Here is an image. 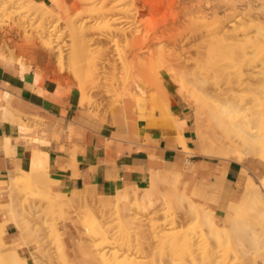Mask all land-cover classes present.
<instances>
[{"label":"bare ground","instance_id":"6f19581e","mask_svg":"<svg viewBox=\"0 0 264 264\" xmlns=\"http://www.w3.org/2000/svg\"><path fill=\"white\" fill-rule=\"evenodd\" d=\"M51 1L58 10L61 8L65 12L59 15L57 19H53L54 12L47 4V1L0 0V11L5 10L6 13V10L13 9V12L17 16L20 15L19 17L16 16L17 19L14 20L13 25H9L10 28L5 27L2 29L0 27V58L19 62L23 65L24 61L18 59L19 56H17L16 52L20 47L18 44H21L19 41H22V44L25 43L24 45L27 46L34 47L39 44L47 49H55L58 52L56 56L59 65L63 69L66 59L63 55L64 51L62 52L57 42L64 35H68L71 43L68 58L66 57L69 63L66 62V65L69 64V70L74 75L73 77L76 78L79 89L83 93L81 105L88 103L94 106L95 100L94 96H91V93L93 91L97 92L98 86L101 87L100 83L97 84V80L99 79L96 80V77H100L98 75V72H100L98 70L100 69L97 67V59L93 56L96 54H93V49L91 50V41L93 42L95 38L92 39V36L90 38L89 35L91 30H98L99 28L94 27V23L91 27L87 24L92 19H95L96 16L100 20L103 18L107 20V18L110 19L113 16L112 20H107V23L102 25L104 29L98 25L100 27L99 31L102 28L101 34L98 36L99 39L102 36L110 37L113 35L115 37L117 34L124 36H122V39L125 38L123 48L125 46V48H128V54L125 55L127 53L125 50L121 51L124 52L122 54L124 56H120V62L123 63L121 66L126 67L128 60L132 63L133 59L131 56L135 54L136 50L147 51L146 55L148 56L142 55V57L140 56L141 53L138 52L139 56L137 60L135 59L137 57L135 55L134 59L136 63L131 64V69L129 67V70L127 68L128 71H125V75L129 76L130 79L124 78L123 80L122 78L119 81V86L117 84V89L115 88L116 92L118 89H121L120 94H122L123 98L131 97L135 101L140 116H145L143 109L147 104L152 103V116L159 123L164 126H177L179 123V117L175 116L171 111L172 99L168 84L162 82L155 67L154 72L158 74L154 78L156 90L154 89L155 91L150 95H145V90L141 94L135 90L134 82L140 77L144 78L146 72L150 76L151 73L149 72H152L153 66L163 68L169 77L175 81V84L196 101V114L199 124L205 120L207 121L208 129L201 128V131L198 132L199 152L187 147L183 133L180 130V143L178 144H180L183 150L192 154L201 153L205 156H252L264 160L263 2H259L260 0H252L256 1V3L252 1L245 2L244 4L247 7L245 6L243 9L240 7L243 17L241 18V13L238 15V11L240 10L236 4L238 0H230L228 3L225 2L226 4L219 2L223 0H216L217 2L212 6L207 4V2H210L208 0L206 2L207 5L203 4L202 0H189L188 2H186L187 0H100L101 5L99 7L90 5V3L92 4L97 0H67L69 1L67 4L62 3L60 0ZM183 1L185 2L184 4H182ZM83 4H86L84 10L80 6H84ZM252 6L256 8L261 6L259 9H256L259 10L258 14L255 12V15L257 14L256 19H254L256 16L253 14L255 9H252L253 12H251ZM178 7L180 9H177ZM237 12L236 17L239 16L238 22L240 23L237 26L235 19L230 20V28H227V19L233 14L235 16ZM85 14L86 16L84 17ZM150 14H158L159 19L165 20L162 22L158 20L154 25H149L148 15ZM50 16L53 20H50L52 24L49 25V21L47 20ZM185 16H189L191 22L189 26H192L190 30L193 31L192 35L205 37L202 48L197 52L198 56L196 55V58L191 57L190 59L186 57L188 60L193 59L194 66L191 67H189L188 60L182 63L176 58V53L178 54V52L174 53L175 49H172L173 51L169 48L166 49L169 41L171 42L172 40L173 42V39H171L173 34H171L168 21L178 20L179 22ZM26 17H31V19L37 17L40 19L36 28H32L29 22L30 19L27 20ZM79 20L81 21L79 22ZM60 21H65L66 25L63 28H66V30L59 28ZM60 30L61 32L58 33ZM164 39H169L166 40L168 41L166 42L167 44H162L165 41ZM151 40H158V43L150 45L152 44ZM179 42L178 38H174L173 46ZM114 43L117 44L116 42ZM95 46L93 48L96 49ZM63 50L66 49L64 48ZM147 59H150L151 62L147 63ZM128 66L130 65L128 64ZM220 75H223L225 79L224 84H214L210 80L211 77ZM129 83H132L134 87ZM128 84L132 88L128 87ZM140 87L143 86L141 85ZM112 89L110 86L106 90L111 91ZM138 97L139 99L137 100ZM142 100L145 102L149 100V102L145 104L143 103L144 101L141 102ZM14 111L7 106L3 118L16 121L19 128L25 126L26 123L20 116H14ZM42 156L32 159V172L21 168L10 169L8 175H6V180H2V182L6 181L7 188H9V202L6 204H1L0 202V207H7L10 210L9 213L12 215L8 218L0 219V264H28V261L21 256L18 250L14 248L6 251L1 250V248L7 247L4 236L6 234L5 226L8 222H14L20 228L25 245H30L33 242V238L39 235L38 231L41 229V227L31 225V220L28 221V219H26L27 222L25 220L26 223L23 220L24 224H22V218L20 217L21 220L18 219L19 214L16 217V210L20 205L24 213L22 217H29L37 211L35 203L30 202L26 204L20 198L19 190L24 186L25 180L28 179L33 180L39 192L40 187H38V184L41 187L43 186L42 188H45L44 191L47 196L44 199V211L47 213L54 214L56 211L63 210V206L67 204L68 206L83 204L91 213L94 212V209H98L104 213V211H109L111 207H115L117 211H120L129 209L132 206V208L136 207L140 212L147 215V220L143 221L142 224L147 225L146 227H149L152 233L158 232L157 229L163 226H168V228L180 227L171 234L172 237L170 236L171 240L168 244L178 246V248H173L172 256H169L167 259L165 258V261L161 262L162 264H196L195 258L198 254H200L203 260L202 264H227L229 247L235 244V234L239 236L240 243L244 245L243 241H245V246L247 245L246 247L249 248V251L256 252L260 248H264V176H262L260 184L252 186L250 191L240 201L231 202L234 209L226 211L222 218L228 226L226 228L227 226L221 225L218 223V219H215L214 210L203 206L189 194L180 191L176 175L173 176L164 171L156 170L151 171L149 184L144 188L136 185L126 186L121 190H115L113 193L99 194L97 196L95 190L88 186L81 189L80 192L72 194L51 191L49 189L47 157ZM91 196H95L96 199L93 200ZM161 214L165 216L159 219ZM63 217L65 218V216H62V219ZM189 218H192L194 221L186 223V220ZM77 220L74 221V224L78 226L81 219ZM103 226H97V228L102 229ZM145 226L144 230H146ZM139 227L141 228V226ZM141 236L143 235L141 234ZM93 237H95V234L87 231L83 235L84 241H80L79 247L82 254L91 257L93 261H98V264H146L145 261L135 260L128 253L121 254L115 248H108V245L112 244V242L114 243L115 240L113 241L105 236H99V238ZM94 239H96L95 242ZM155 239L157 240L158 238L156 237ZM56 240L60 250L59 257H68L62 238L58 233ZM141 241L146 242V240L139 239L138 241L140 243L138 248L141 247L142 249L145 248L144 246L147 245V242H150L147 240L146 245H144ZM221 251H223L222 254H220ZM88 261H90L89 258Z\"/></svg>","mask_w":264,"mask_h":264},{"label":"crops","instance_id":"0c3cea01","mask_svg":"<svg viewBox=\"0 0 264 264\" xmlns=\"http://www.w3.org/2000/svg\"><path fill=\"white\" fill-rule=\"evenodd\" d=\"M44 55L37 51L33 61L23 65L0 59L3 200L7 183L2 180H6L8 171H32V159L42 155L47 157L51 191L71 193L90 186L96 194H110L126 186L146 187L151 171H164L179 177L186 193L214 210L218 219L234 209L231 202L243 197L253 178L258 180L264 175V163L258 159H219L201 153L188 154L180 147L181 130L187 147L198 150L193 103L183 89L168 82L171 111L179 117L177 126H164L152 115L128 122L123 108L115 110L114 118L105 121L81 105L78 89L61 72L50 69ZM7 106L15 110L14 116H20L25 126L19 128L16 121L3 118ZM0 215L2 219L8 218L3 209ZM5 230L13 245L10 249L18 250L28 264H36L30 249L21 245L16 223L8 222ZM65 235L70 245L76 241L70 227ZM64 246L67 252L65 241Z\"/></svg>","mask_w":264,"mask_h":264},{"label":"rangeland","instance_id":"374dc122","mask_svg":"<svg viewBox=\"0 0 264 264\" xmlns=\"http://www.w3.org/2000/svg\"><path fill=\"white\" fill-rule=\"evenodd\" d=\"M37 1H40V0H37ZM44 1H47V4L49 5V7L54 12L53 14L55 16L53 15V19H57L59 17V15H62V14L65 13L64 10L61 9V8L58 10V8L54 5V3L51 0H44ZM60 1L62 3H64V4H67V2L72 1V0H69V1L60 0ZM188 1L189 0H187L186 2H188ZM193 1H195V0H193ZM208 1H210L211 3L207 2V0H202L203 4L204 3L206 4V2H207V4L209 6H212L213 4H215L217 2L216 0H212V1L208 0ZM229 1L230 0H223V1H219V2L221 4H226ZM247 1H252V0H238L237 1L236 4H237V6H238V8L240 10V11H238L239 14L237 12V13H235V16H233L234 15L233 14L230 18L227 19V21H226L227 22V28H230V26H229L230 20H233V19H235V22L237 21L236 24L238 26V24L240 23V22H238L240 18H238L239 16L236 17V14L240 15V13H241V18H243L241 11H242L243 8H245L246 5L244 3L247 2ZM252 2L256 3V1H252ZM259 2H261V3L263 2L262 4L264 5V0H260ZM184 3L185 2L183 1L182 4H184ZM239 3L240 4L243 3L244 5L243 4L240 5ZM83 5L84 6H82V5H80V6L82 7L81 9L84 10L86 4H83ZM90 5H94L95 7H99L101 5V1L97 0L96 2H93L92 4L90 3ZM124 6H126V4H124ZM86 7H88V6H86ZM253 7L254 6H252V8L250 7L251 8V12H253L252 9H255L253 14L255 15V12H257V14H258L259 10H256V9H259L261 6L257 7V8L256 7L253 8ZM177 9H180V7H178ZM222 9H223V7L220 10L221 12H222ZM3 12L5 13V10L4 11H0V18H1L0 27L2 29L5 28V27L6 28H10L11 24L13 25L14 20L17 19L16 18L17 15L15 14V12H13V9L6 10L5 14ZM19 16H17V17H19ZM28 16H31V15H28ZM85 16H86V14L84 15V17ZM31 17H26V18H27V20L30 19L29 22L31 23L32 28H36V26L39 23L40 19L37 18V17H34V18L31 19ZM96 17H95V19H92L90 22H88L87 25L91 27V26H93L92 24L94 23V27H96L97 29L99 28L98 30H96L93 27L95 30H91L89 36H90V38L92 36V39L95 38V40L93 39V42L91 41V43H92L91 50L93 49V51H94L93 54L94 53L96 54V55H93V56H94V58L97 59V60L95 59L96 62H97V65H98L97 67H99L98 69H100V70H98V71H100V72H98L99 73L98 75H100V77H96V80L97 79L100 80V81L97 80V84L100 83L99 85H101V87H102V85H104L102 87V89L103 88L104 89L102 90L100 86H98V90L99 91L97 90V92H95V91H93L91 89L93 91L91 93V96H94V100H95L94 106H93V104H88V103L85 104V105H82V106H85L88 109H91L90 112L94 116H96L98 118H101V119H103L105 121H108L109 117L114 118L115 110H117L119 108H121V109L123 108L124 109L123 110L124 118H125L126 121L130 122L131 120L138 119L140 117V115L138 113V110H137V107H136V104H135V101H133L131 99V97L123 98L121 96L122 94H120L121 89H118L117 92H116L115 88L117 87V84L119 86V81L122 80V78H123V80H124V78H126L128 80L129 76L125 75L126 74L125 71H128L129 67L131 69V64H135L136 63L135 59L137 60V58L139 56L138 52L141 53L140 56L142 57V55L143 56H148V55H146L147 51L136 50L135 54L131 56L133 60L130 58L132 60V63H130L129 60H128L127 66H128V64L130 66H128V67L127 66L126 67L121 66V65H123V63L120 62V56H122V57L124 56V55H122L124 52H121V51L125 50V52H127V49H128V48H125L126 46L123 48V46L125 44V38H123L124 39L123 40L122 39L123 35H120V34L116 35L115 34L116 35V36L114 35L115 37H113V35L110 36V37L102 36L99 39L98 35L101 34L102 28L104 29V27L102 25H105L107 23V20H109V21L112 20L113 16L110 17V19L107 18V20H106V18L105 19L103 18V19L100 20V19H97ZM170 18H172V17H170ZM256 18H257V16L254 19H256ZM53 19L51 18V16L48 18L47 21H49V25L52 24V21H50V20H53ZM160 19H159L158 14H156V15H152V14L148 15L149 25H154L156 22H158V20L160 22L165 20V19H162V18H160ZM60 20H61V18H60ZM169 20H171V19H169ZM180 20H179V22H178V20L172 21V22L168 21L169 22L168 26H170L171 34H173L171 39H173V42H174V38H178L180 40V42H179L180 44L179 43H175L176 46L175 45L173 46V42L170 39V37H169V39L171 40V42L169 41V43L167 44L166 42H168V41H166V40H169V39H164L165 41L162 40L163 41L162 44H164V43L167 44L166 49H168V48L170 50H172V49L176 50L177 49L176 51L174 50V53L178 52V54L176 53V58H178L179 61L184 63V62H186V60L190 59L191 57L196 58L198 56L197 52L199 51L200 48H202V46L204 44V38L205 37H201L200 35L199 36L198 35H196V36L192 35L193 31L190 30V27H192V26H189V24L191 23L190 19H189V16H187V17L185 16L184 19L182 17V19H180ZM80 21L81 20H79V22ZM64 23H65V21H62V22L60 21L59 28H62V30L63 29L66 30V28H63L66 25V23L65 24ZM98 25L102 26L101 31H99L100 27ZM123 26H127V25H123ZM121 28L123 29V27H121ZM34 32L36 33V31H34ZM59 32H61V30L58 31V33ZM118 35H119V37H117ZM32 36L34 37L33 34H32ZM67 36L68 35H64L57 42L59 44V46L61 47L62 52L64 51L63 55H64V57L66 59L65 60V66H64L63 69L59 65V62H58V59H57V56H56L58 54V52L55 51V49H47V48H44L43 46H41L39 44L37 46H34V47L33 46H27V45H24L25 43L22 44V41H19V43H21V44H18V46H20V47L16 50V52H17V56H19L18 59H22L24 62L25 61L26 62L33 61V59H34L33 57H35V54L37 53V51H39V52H41L43 54L45 53L46 56L45 55L44 56L46 57L47 61L49 62L48 65H49L50 69H53L54 71L61 72L63 74L65 80L68 83H70L72 86H74V87H76L78 89V91L80 93V99H81L82 96H83V93L79 89V85H78V82H77L76 78L73 77L74 75L69 70V64L66 65L67 63H69L67 58H68V55H69V52H70L69 49H70V43H71V40L69 39V36L68 37ZM101 38H103V39H101ZM96 39L97 40L99 39L100 41L98 40V42H96L97 41ZM117 40H119V41H117ZM151 41L150 42L152 44H150V42H148V44L155 45L156 43H158L157 42L158 40H156V41L155 40L154 41L151 40ZM23 42H25V41H23ZM114 42H116L117 44H115ZM171 44H172V46H171ZM94 45H96L95 46L96 49L93 48ZM173 47H175V48H173ZM64 48L66 50H63ZM119 50H120V52H119ZM127 54H128V52L125 53V55H127ZM122 57H121V59H122ZM186 57H188V59ZM0 59H2V58H0ZM115 59H116V61H115ZM3 60H6V59H3ZM99 60H101V61H99ZM118 60H119V62H118ZM153 61H154V59H153ZM188 61H189L188 62L189 63V67L194 66L193 59L188 60ZM146 62L149 63V62H151V60L147 59ZM122 67H123V71H122ZM154 67L156 68V72H158L159 75L156 72H154L155 71ZM36 68H39L38 64L36 65ZM111 68H113V69H111ZM127 68H128V70H127ZM68 71H69V73H68ZM149 73H151L150 76H148L149 74H147V72H146L147 76H146V74H145L144 78L139 76L140 78L137 79L134 82L135 90H137L139 92V94H141L142 91L144 92V90H145V95L146 94L150 95L153 91L156 90V87L154 85V78H155L156 75H158L160 77V79L162 80V82L164 84H168V82H170L175 87H178L175 84V81L172 80L169 77V75L165 72V70L163 68H160V67L158 68L156 66H153L152 72H149ZM123 74L125 75V77H124ZM122 75H123V77H122ZM107 77L109 79H111V80H109ZM139 80H141L142 82L139 81ZM210 80L214 84H216V83L217 84H224V81H225L223 75H220V76H217V77H211ZM113 81H114V83H113ZM129 84H132V83H129ZM129 84L127 86L132 88L133 84H132V86L129 85ZM140 84L143 87H140L141 86ZM107 85H109V86H107ZM146 85H147V87H146ZM110 86L113 89L111 91H107L106 89L110 88ZM179 88H181V87H179ZM104 93H106V94H104ZM241 93H243V92H241ZM187 96L191 99V101L193 103V114H194V121H195V130H196V133H197V140H198V136H199L198 132L201 131V128H203V129L205 128V130L208 129L207 128V121L205 120L204 122L199 124L198 116L196 114L197 103H196V101L193 98H191L189 96L188 93H187ZM138 99H139V97L137 98V100ZM149 100H146V102L144 100H142L141 102L144 101L143 103L147 104V102H149ZM151 104L150 103L147 104L146 107L143 109V112H144L145 115H152L153 114V111H152L153 110V107H152L153 104L152 105ZM93 107H95V108L92 110ZM150 107L152 108L151 110H150ZM198 141H197V146H198ZM198 152H199V150H198ZM188 154H192V153L188 152ZM206 156H208V155H206ZM209 157H214V158H219V159H224V158H226V159H230V158L235 159V158H241V157L255 158V159H258V160H260L261 162L264 163L263 159L258 158V157H252V156H250V157L249 156L218 157V156H213L212 155V156H209ZM15 171H17V170H15ZM176 178H177V183L179 185L178 187H179L180 191L182 193H186L185 189L181 185V181H180L179 177H176ZM261 179H262V177H260L258 180H255L253 178V181H251L247 185L246 189L243 191V196L246 195L250 191L252 186H255L256 184L259 185ZM147 186H148V184L146 185V187ZM38 187H40L39 188L40 192L35 187V183L33 182V180L32 179H28V180H25L24 186H22L21 189L19 190L20 198H22L23 201L26 204H29L30 202H33V204L34 203L36 204V206H37L36 207V210H37L36 213L34 215L32 214L29 217L28 216H23L22 217V215H24V213H23V209H22L21 205L18 206L17 210H16L17 211L16 217L19 214V216H18L19 218L18 219L21 220V218H22V220H21L22 224H24L25 220L28 219V221L31 220L30 224L33 225L34 227H36V226L41 227V229L38 231L39 235H37L36 237L33 238V240H32L33 242H31L30 245H25L24 242H23L22 236H19V239L22 241L21 245L24 246V247H27L28 249H30V257H31L32 261L35 262L36 264H98V261H96V260L93 261V259H91V257H87L86 255L82 254V251H80L79 243H80V241H84V239L82 237H83V235H85L87 233V231L90 232V233L95 234V237H93V238H96V237L99 238V236H105V237H107V238H109V239H111L113 241L115 240L114 243L112 242V244L108 245V248L109 247L115 248L121 254L122 253H128L131 257L135 258V260H137V261L138 260L145 261L146 264H162L161 262L163 260L165 261V258L167 259V258H169V256H172L171 254L173 253V248L174 249L178 248V246L176 247V246H172V245H168V244H169V242L171 240V237H172L171 234L174 232V230H177L180 227L175 226L176 228H173V227L172 228H168V226H163V227H160V228L157 229L158 232L152 233L150 228L146 227L147 225L145 226V224H142L143 221L145 222L147 220L146 219L147 215L145 213L140 212L136 207L132 208V206H130L131 208L126 209V210H120V211H117L115 209V207H111V209L109 211H107V212L104 211V213H102L98 209H94V212L91 213L84 207L83 204H78V205L77 204H75V205L73 204V205H69V206L67 204V205L63 206V210L56 211V213L54 212V214L47 213V212L44 211V206H45V204H44L45 200L44 199L47 196L46 192L44 191L45 188H42L43 186L41 187L39 184H38ZM140 188H144V187H140ZM8 189L9 188H7V190L4 192V194H6V198L4 200H3V198L0 195L1 204H6V203L9 202ZM80 191H81V189L75 190V191H73L71 193L73 194V193H77V192H80ZM98 195L99 194L97 193V196ZM92 198H93V200L96 199L95 196H93ZM240 200H241V198H240ZM227 208H228V206L225 208V210H227ZM2 209L8 214V217L10 215H12L11 213H9L10 210L7 207H0V210H2ZM118 213H120V214H118ZM62 216H65V218L63 217V219H62ZM164 216H165L164 214L163 215L161 214L159 219L164 218ZM222 218L218 219L215 216V219H218V223H220L223 226H227L224 223V219H222ZM0 219H2L1 215H0ZM77 219L78 220L81 219V221H80L78 226L76 224H74V221H76ZM20 220H19V222H20ZM23 220H24V222H23ZM192 221H194V220L192 218H189V219L186 220V223H189V222H192ZM26 222H27V220H26ZM140 224H142L143 226L140 225ZM101 225H104L102 229H99V227L97 228V226H101ZM139 226H141V228ZM144 226H145L146 230H144ZM68 227H70L72 232L76 235V241L73 244H71V245H70V243L67 242L66 235H65V230ZM162 228H164V229L162 230ZM226 228H228V226ZM139 230H140V232H139ZM98 231H100V232H98ZM18 232H19V235H20V233H21L20 228H19ZM57 233L61 236L63 245H64V241H65L68 257H65V258L59 257L60 250H59V247H58V244H57V240H56ZM138 233H139V237L140 238L138 237ZM141 234L143 236H141ZM152 235L154 236V238H153ZM148 236H149V239H148ZM142 237H144V238H142ZM156 237L158 238L157 239L158 242L155 239ZM4 238H5V241L7 243V247L1 248L2 251H6V250L10 249L11 247H13V245H11L8 242L6 234H5ZM139 239L140 240L144 239V240H146V242H147V240L150 241V242H147V243L145 241L142 242L143 240L141 241L144 245L147 244L146 246H148V247L144 246L146 248V250H145V248H143L145 252L143 251V249L141 247L138 248V246H140L139 245L140 243L138 242ZM95 240L96 239H94V242H95ZM234 240H235V244H232L229 247V253H228V256H227V264H264V248H260L259 251H256V252L249 251V248L246 247L247 245L245 246V241H243L244 245L242 243H240V238H239L238 235L235 234V239ZM92 243H93V241H92ZM150 243H154V244H150ZM64 249H65V246H64ZM138 249H140V250H138ZM243 249H245V250H243ZM246 249H247V251H246ZM141 250H142V252H141ZM222 253H223V251L220 252V254H222ZM22 257L26 258L25 256H22ZM88 258H89L90 261H88ZM196 258H197V260H196ZM196 258H195L196 264H202L203 260L201 259L200 254H198V256H196Z\"/></svg>","mask_w":264,"mask_h":264}]
</instances>
